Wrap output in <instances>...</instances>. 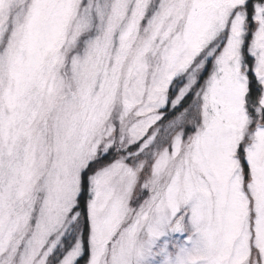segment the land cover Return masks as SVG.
<instances>
[{"label":"snow or ice","instance_id":"snow-or-ice-1","mask_svg":"<svg viewBox=\"0 0 264 264\" xmlns=\"http://www.w3.org/2000/svg\"><path fill=\"white\" fill-rule=\"evenodd\" d=\"M0 264H264V0H0Z\"/></svg>","mask_w":264,"mask_h":264}]
</instances>
